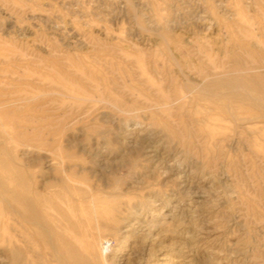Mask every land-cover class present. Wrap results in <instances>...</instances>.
Here are the masks:
<instances>
[{"label": "rangeland", "instance_id": "374dc122", "mask_svg": "<svg viewBox=\"0 0 264 264\" xmlns=\"http://www.w3.org/2000/svg\"><path fill=\"white\" fill-rule=\"evenodd\" d=\"M113 196L93 264H264V0H0V264Z\"/></svg>", "mask_w": 264, "mask_h": 264}, {"label": "bare ground", "instance_id": "6f19581e", "mask_svg": "<svg viewBox=\"0 0 264 264\" xmlns=\"http://www.w3.org/2000/svg\"><path fill=\"white\" fill-rule=\"evenodd\" d=\"M1 163H2V166L4 168L7 167V166L4 165V162L1 161ZM15 182L17 183V187L20 190L26 192V195H23V196L21 195L20 197H15V198H16L18 204L23 208L24 212L27 213V215H28L27 218L33 223V225H36V226L37 225H40V221H42L41 219H45L46 220V219H48V218L51 217L50 219H48V221L51 220L52 219V216L46 215V213L44 215L41 214V212H43L41 208L46 209L49 206L44 201V199L41 198V197H39L38 195H33L32 197L31 196H27L30 191H29V189L27 187V184L23 180L22 174L16 175ZM15 191H16V189H15ZM72 194L73 193H71V195ZM80 195H82V194H80ZM18 196H19V193H18ZM75 197H76V195H75ZM77 197H79V195ZM97 198L99 200L100 197H97ZM97 198H94L93 197L91 200H89L86 203H85V201H80V203L77 202L79 205H77L75 203L76 202L75 201V198H73L74 201H75L74 202L75 203L74 207L69 206L71 208V210H70V208L68 207V210H70V212L68 213V212H66L67 211L66 210L65 211L66 213L65 214L63 213L62 214L63 216H60L61 218L63 217L62 220L64 219L68 223L69 222H74V224L76 225L75 226L76 229L71 230L70 228H67L66 227V230L65 229H64L65 231L63 230L64 232H66V234L61 229V231H60L61 236L58 237V235L55 234L56 231L54 232V229H52V227L46 226V227H43L42 228L43 231H44V235L45 234L46 235L45 236H43L42 234L41 235H42V238L44 237L43 238L44 240H46L48 238V241H49V246L48 247H51V249L54 250V252L57 254V257H58V253L63 252V251L66 252V254H64L65 256H64L63 259L65 261L67 259L68 260L67 262H70V264H93V262H91L92 259L90 261V259L87 258L86 256L83 257L84 254H82V252L79 249V247L76 246V242L84 243V244L87 245V243H85L86 241L83 238L85 236L84 234H89V236L91 238L90 245L96 247V245L98 244L99 245L98 248L100 250L102 248L106 247L112 241L111 238L110 239H104V238L103 239H99L98 238V234H99V232H101V229H103L102 226L105 223V220H109V221H113L114 222V220L117 219V218H115L113 216L114 215L113 212H114V210L116 211L118 209L119 205H120V202L118 200L119 197L118 196H113V197H109L107 199H104V197H103V200H99V201L97 200ZM68 199L70 200L71 198H68ZM65 202H66V200H65ZM70 202H71V200H70ZM92 202H94V204ZM99 202H100V204H99ZM108 202H109V204H108L109 206H106V204ZM104 203H106V204L103 205ZM86 204H87V206L85 207L84 205H86ZM59 220H61V219H59ZM62 220H61V222H62ZM44 223H45V221H44ZM58 223H60V222H58ZM106 224L108 225V223H106ZM5 225H6V223H4V225H3L4 226V229H5ZM64 225L65 224H63V226ZM43 226H45V225H43ZM67 226H69V225L67 224ZM70 227H72V226H70ZM105 230L108 231L107 228H105ZM18 232H20V236H23L24 238L26 237V233L23 232V230L18 231ZM68 233H70V235L72 234V236H73L72 239L70 238V236L68 235ZM67 235H68L69 238L67 237ZM1 236L2 237H0V242H1V239L4 237L3 235H1ZM54 237H56V239H54ZM97 238H98V240H97ZM96 240L98 242L95 245ZM14 242H17V240L15 241V239H14ZM30 243H32V245L35 244L33 237H30ZM33 246L36 249H37V247H39L38 245L37 246L33 245ZM36 249H34L33 252L34 251H37ZM39 249H40V247H39ZM16 250L17 251L14 253L15 260L18 259V258H20L21 253H22L21 250H19V249H16ZM61 254L63 255V253H61ZM62 255H60L59 258H57L56 255H55L54 258H56L58 260L61 259L63 261V259L61 258ZM47 256H49V254ZM52 256H54V255H52ZM98 256H99V252H98ZM43 261H45V260L43 259ZM63 264H65V263H63Z\"/></svg>", "mask_w": 264, "mask_h": 264}]
</instances>
